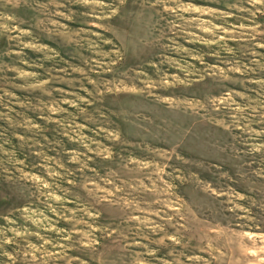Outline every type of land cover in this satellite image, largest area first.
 <instances>
[{"label": "rangeland", "instance_id": "obj_1", "mask_svg": "<svg viewBox=\"0 0 264 264\" xmlns=\"http://www.w3.org/2000/svg\"><path fill=\"white\" fill-rule=\"evenodd\" d=\"M0 264H264V0H0Z\"/></svg>", "mask_w": 264, "mask_h": 264}]
</instances>
